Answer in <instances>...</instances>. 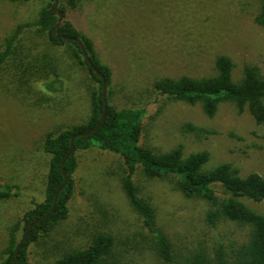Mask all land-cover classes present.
Listing matches in <instances>:
<instances>
[{"label": "rangeland", "instance_id": "374dc122", "mask_svg": "<svg viewBox=\"0 0 264 264\" xmlns=\"http://www.w3.org/2000/svg\"><path fill=\"white\" fill-rule=\"evenodd\" d=\"M260 0H78L65 7L67 19L89 37L99 60L112 70L109 101L117 108H145L139 144L155 151L182 145L185 154L207 150L206 168L228 162L241 175L264 176V124L247 109L238 112L221 103L208 117L201 105H189L153 88L164 76L193 77L214 73L218 53L264 73V27L254 17ZM44 0L13 3L0 0V50L20 24L32 23ZM23 52L0 68V184L13 192L0 198V262L9 232L44 197L49 155L44 138L85 123L90 90L96 87L84 65L65 46L55 47L34 28L25 32ZM191 123L204 131H187ZM74 191L65 219L29 245L34 264H56L65 252L85 247L98 232L115 238L114 254L132 264L164 263L153 251L154 241L130 206L121 187L123 158L96 147L75 153ZM133 181L155 211V223L173 244L175 261L186 264L196 254L225 251L246 239L245 227L229 221L209 225L208 204L186 197L167 179L148 178L137 166ZM264 214V201L241 199ZM22 229L19 231V236Z\"/></svg>", "mask_w": 264, "mask_h": 264}, {"label": "trees", "instance_id": "16d2710c", "mask_svg": "<svg viewBox=\"0 0 264 264\" xmlns=\"http://www.w3.org/2000/svg\"><path fill=\"white\" fill-rule=\"evenodd\" d=\"M13 3L30 0H6ZM45 4L37 13L32 23L20 24L16 32L5 39L4 48L0 50V68L8 59H17L22 53L24 34L35 29L45 37L46 43L59 47L65 45L72 57L84 65L96 87L90 90V114L85 123L64 128L55 134H48L43 141V149L49 155L48 170L45 180L44 197L27 210L22 218L10 229L7 246L3 249L0 264H34L28 259V248L40 237L50 233L53 228L68 215L69 202L74 191V172L77 169L75 153L93 147L119 154L123 158L124 170L121 187L132 209L142 219L147 231L152 234L153 251L164 263L177 264L173 244L155 223V211L150 202L143 198L133 181V174L140 166L148 178L167 179L176 190L186 197L199 198L209 208L205 220L209 225L229 221L245 227L246 239L234 243L225 251L219 246L213 254L199 253L186 264H264V214L250 208L241 199L248 198L255 202L264 201V176L257 172L241 175L231 163L223 162L206 168L210 159L207 150L185 154L182 145L166 151H155L139 144L143 131L145 108H117L109 101L108 86L112 82L111 68L102 63L95 51L92 40L78 31L71 21L65 19L57 28L60 19L67 16L65 7L61 18L53 10L55 0H44ZM73 9L78 0H64ZM255 22L264 27V0H260ZM66 36L67 38H65ZM84 46L93 66L101 73V79L92 65L83 56L79 41ZM214 73L193 77L164 76L153 81V88L161 95L189 105L200 104L205 115L216 114L221 103H233L238 112L249 111L258 124H264V73L256 64L244 62L240 76L235 78L236 63L225 53H218L213 59ZM105 81L107 89L104 97L102 87ZM106 112L99 127L86 135H78L94 128L100 121L104 107ZM187 131H204L191 123L184 125ZM74 136L72 150L64 162L68 181L59 193L54 209L41 221L34 223L51 208L53 197L64 180L62 163ZM11 184H0V198H8L13 192ZM33 224L29 234L19 245L27 228ZM22 234L19 236V231ZM115 238L105 232L94 234L83 248L65 252L56 264H132L116 257L114 254Z\"/></svg>", "mask_w": 264, "mask_h": 264}, {"label": "water", "instance_id": "95a60500", "mask_svg": "<svg viewBox=\"0 0 264 264\" xmlns=\"http://www.w3.org/2000/svg\"><path fill=\"white\" fill-rule=\"evenodd\" d=\"M57 6H58V0H55V1H54V5H53V10L56 11L57 14H58V16L61 18L62 12L59 11V10H57ZM60 20H61V19H60ZM60 20H59V22L57 23V28H58L59 25H60ZM64 37L67 38L66 36H64ZM78 41H79V40H78ZM79 43H80V46H81V49H82V52H83V56L85 57V59L88 61V63H89L90 65H92V68H93V70L97 73V75H98L101 79H104L103 76L101 75V73L97 70V68H96L95 66H93V64H92V62H91V60H90V58H89V56H88V54H87V52H86L84 46L82 45V43H81L80 41H79ZM106 89H107V86H106V83H105V81H104V82H103V87H102V91H103V95H104V97L106 96ZM105 112H106V106L104 107V113H103V115H102V117H101L99 123H98L94 128H92L91 130L86 131V132H79L78 135H86V134H89L91 131H93V130H95L97 127H99L100 124L102 123L103 119H104ZM73 140H74V136L71 137L70 146H69V148H68V151H67V153H66V155H65V158H64V160H63V163H62V173H63V176H64V180H63L62 184L60 185V187L57 189V191H56L55 194H54L51 208L49 209V211H48L45 215H43L42 217H40L39 219H37L34 223L39 222V221H41L43 218L47 217V216L49 215V213L54 209V206H55V203H56V200H57V197H58V193H59L60 189H61L63 186L66 185V183H67V181H68V176H67L66 170H65V168H64V162H65L66 158L69 156V154H70V152H71V150H72ZM34 223H32V224H30V225L28 226L27 231L25 232V235L22 237V239H21L19 245L22 243V241L24 240V238L29 234V232H30V230H31V228H32V226H33ZM18 248H19V246L17 247V251H16V255H15V260H16L17 255H18ZM15 260H14V264H15Z\"/></svg>", "mask_w": 264, "mask_h": 264}]
</instances>
